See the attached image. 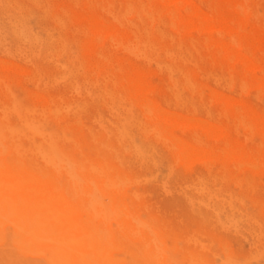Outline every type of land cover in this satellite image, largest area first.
<instances>
[{
  "label": "rangeland",
  "instance_id": "obj_1",
  "mask_svg": "<svg viewBox=\"0 0 264 264\" xmlns=\"http://www.w3.org/2000/svg\"><path fill=\"white\" fill-rule=\"evenodd\" d=\"M125 1L0 0L5 156L18 143L27 163L30 133L8 131L21 128L20 115L32 114L75 158L108 163L123 175L119 191L103 194L113 212L90 219L110 233L115 256L137 245L115 210L123 209L142 220V245H159L162 264H264V0H128L145 8L129 16ZM136 45L142 49L128 50ZM206 150L209 162L200 160ZM13 229L4 224L0 264H46L12 238Z\"/></svg>",
  "mask_w": 264,
  "mask_h": 264
},
{
  "label": "bare ground",
  "instance_id": "obj_2",
  "mask_svg": "<svg viewBox=\"0 0 264 264\" xmlns=\"http://www.w3.org/2000/svg\"><path fill=\"white\" fill-rule=\"evenodd\" d=\"M36 3V2H35ZM6 5V4H5ZM13 6V5H11ZM36 7V6H35ZM142 5L136 2L131 4L126 0L124 3V12L126 16L130 14L142 13ZM16 11V10H15ZM122 11V10H121ZM123 13V12H122ZM119 14V13H118ZM121 14V12H120ZM119 14V16H120ZM124 14V15H125ZM146 14V13H145ZM149 15V13H147ZM49 16V15H48ZM172 16V15H171ZM118 17V15H117ZM124 17V16H123ZM148 17V16H147ZM201 18V17H199ZM117 19V18H116ZM136 19V18H135ZM140 19V18H138ZM170 19V17H169ZM172 19V18H171ZM51 20V19H50ZM125 20V17H124ZM158 20V19H157ZM131 20H129L130 22ZM152 21V20H151ZM159 21V20H158ZM156 21V22H158ZM55 22V21H54ZM127 22V20H126ZM21 27V22L18 23ZM151 24V23H150ZM120 25V24H119ZM124 25V23H123ZM132 25V24H131ZM15 26H17L15 24ZM18 26V28H19ZM23 26V25H22ZM54 26V25H53ZM122 26V25H120ZM150 26V25H149ZM17 28V27H16ZM161 28V27H159ZM23 29V28H22ZM17 30L20 31L22 30ZM157 29V28H156ZM30 30V29H29ZM143 31V30H142ZM32 32V31H31ZM52 32V31H50ZM49 32V33H50ZM22 33V32H21ZM20 33V34H21ZM17 34V33H15ZM134 34V33H133ZM40 35V34H39ZM49 36V35H48ZM138 36V35H137ZM147 36V35H146ZM150 36V35H149ZM23 37V36H22ZM32 37V36H31ZM47 38V37H46ZM50 38V37H49ZM53 38V37H51ZM25 39V38H24ZM27 39V38H26ZM25 39V40H26ZM54 39V38H53ZM136 39V38H135ZM138 39V38H137ZM51 40V39H50ZM144 40V39H142ZM23 41V40H22ZM34 41V40H33ZM46 41V40H45ZM138 41V40H137ZM141 41V40H140ZM42 42V41H41ZM133 42V41H132ZM50 43V42H49ZM55 43H58L57 41ZM146 43V42H145ZM235 43V42H234ZM47 44V41H46ZM138 44V43H137ZM140 44V42H139ZM143 44V43H142ZM35 45V44H34ZM49 45V44H48ZM52 45V44H51ZM141 45V44H140ZM145 45V44H143ZM132 46V43H131ZM147 49H151L150 45ZM144 46V47H145ZM156 47V46H155ZM53 48V47H52ZM39 49V48H38ZM48 49V48H47ZM56 49V48H55ZM129 49H142L136 46L128 47ZM146 49V48H145ZM49 50V49H48ZM126 50V49H125ZM50 51V50H49ZM52 51H56L53 50ZM142 51V50H140ZM48 52V51H47ZM50 53V52H48ZM73 58V57H72ZM42 59V58H41ZM48 59V57H47ZM50 59V57H49ZM69 60V59H68ZM67 60V61H68ZM58 63V62H56ZM61 64V63H60ZM171 64V63H170ZM54 65V64H53ZM66 65V64H65ZM72 65V64H71ZM76 65V64H75ZM169 65V64H168ZM10 67V65H9ZM76 67V66H75ZM166 67V65L164 66ZM61 68V67H60ZM181 68V67H180ZM57 69V68H56ZM161 69V68H160ZM179 69V68H178ZM55 70V69H54ZM59 70V69H57ZM68 70V69H67ZM78 72V68H76ZM35 71V70H34ZM36 72V71H35ZM57 72V71H56ZM182 72V71H181ZM74 73V72H73ZM104 74V73H103ZM182 74V73H179ZM60 75V72H59ZM164 75V74H163ZM78 76V75H77ZM169 76V75H168ZM79 77V76H78ZM77 77V78H78ZM171 76H169L170 78ZM186 77V76H185ZM82 78V77H81ZM102 78H104L102 76ZM108 78V77H107ZM188 78V77H187ZM58 79V78H57ZM79 79V78H78ZM96 79V78H95ZM106 79V78H105ZM171 79V78H170ZM61 80V79H60ZM64 80V78H63ZM61 80V81H63ZM76 79H74L75 81ZM108 80V79H107ZM56 81V79L54 80ZM81 81V80H80ZM88 81V80H86ZM60 82V81H59ZM79 82V80H78ZM57 83V81H56ZM76 83V82H75ZM80 83V82H79ZM76 83L75 86L81 88L83 85ZM82 83V82H81ZM97 83V82H96ZM96 83L94 85H96ZM100 83V82H98ZM167 83V82H166ZM185 83H190L185 80ZM51 84V83H50ZM72 84V82H71ZM79 84V85H77ZM103 84H105L103 82ZM176 84V82H175ZM93 85V87H94ZM114 82V86H115ZM53 86V84H52ZM74 86V87H75ZM119 86V85H117ZM141 86V85H140ZM62 87V84H61ZM60 87V88H61ZM116 87V86H115ZM144 89V86H142ZM76 88V87H75ZM74 88V91H76ZM89 88V86L87 87ZM168 88H170L168 86ZM62 89V88H61ZM86 89L85 86L83 88ZM81 89V91L83 90ZM100 89V87H99ZM116 89V88H115ZM242 89V88H241ZM65 90V89H64ZM71 90V89H70ZM80 90V89H77ZM84 90L82 91L84 93ZM103 90V89H102ZM107 90V89H106ZM170 90V89H169ZM71 92V93H74ZM90 91V90H89ZM86 90V92H89ZM94 91V90H93ZM97 91V89H96ZM99 91V90H98ZM176 91V90H175ZM12 92V91H11ZM10 92V93H11ZM77 92V91H76ZM75 92V93H76ZM79 92V91H78ZM105 92V91H104ZM171 92V91H170ZM81 93V92H80ZM79 93V94H80ZM95 93V91H94ZM98 92H96L97 94ZM86 94V93H84ZM99 94V93H98ZM110 94V93H109ZM172 94V92H171ZM176 94V93H175ZM78 95V94H77ZM83 95V94H82ZM81 95V96H82ZM87 95V94H86ZM170 94H168L169 96ZM174 95V94H173ZM14 96V95H13ZM107 96V95H106ZM172 96V95H171ZM170 96V97H171ZM176 96V95H175ZM219 96V95H218ZM93 97V96H92ZM108 97V96H107ZM82 98V97H81ZM168 98V97H167ZM174 98V97H173ZM215 98V97H213ZM221 98V97H219ZM226 98V97H225ZM73 99V98H72ZM75 99V98H74ZM83 99V98H82ZM103 99V98H101ZM177 99V98H176ZM227 99V98H226ZM89 100V99H87ZM104 100V99H103ZM118 100V99H117ZM11 101V100H10ZM82 101V100H81ZM233 101V100H232ZM55 102V101H54ZM104 102V101H103ZM102 102V103H103ZM121 102V101H120ZM14 103V102H13ZM12 103V104H13ZM57 103V101H56ZM97 103V102H96ZM62 104V103H61ZM60 104V105H61ZM58 105V103H57ZM77 105V104H76ZM79 105V104H78ZM83 105V104H82ZM109 105V104H107ZM121 105V104H120ZM59 106V105H58ZM63 106V105H62ZM102 106V105H101ZM123 106V104H122ZM2 107V106H1ZM5 107V105L3 106ZM9 107V106H8ZM12 107V105L10 106ZM9 107V108H10ZM33 107V106H32ZM65 105V109H66ZM70 107V106H69ZM67 107V109H69ZM92 107V106H91ZM109 107V106H108ZM111 107V106H110ZM118 107V106H117ZM120 107V106H119ZM127 107V106H126ZM144 107V106H143ZM8 110L3 113L7 114ZM116 108V107H115ZM115 108H111L114 109ZM135 108V107H134ZM145 108V107H144ZM2 110V108H0ZM5 109V108H4ZM11 109V108H10ZM29 109V108H28ZM42 109V108H40ZM50 109V108H49ZM63 109V108H62ZM85 109V108H83ZM102 109V107H101ZM31 110V109H30ZM86 110V109H85ZM124 110V109H123ZM4 111V110H3ZM15 111L13 108L12 113ZM59 111V110H58ZM64 111V109H63ZM68 111V110H65ZM93 111V110H92ZM103 111V110H102ZM118 111V110H117ZM120 111V110H119ZM118 111V112H119ZM10 112V111H9ZM17 112V111H16ZM27 112V111H26ZM51 112V110H50ZM72 112V111H71ZM111 112L115 114L112 110ZM126 112V111H125ZM159 112V111H158ZM2 113V112H1ZM52 113V112H51ZM67 113V112H66ZM121 113V112H120ZM120 113L118 115H120ZM146 113V112H145ZM2 114V115H3ZM11 114V113H10ZM15 114V113H14ZM13 114V115H14ZM41 114V113H40ZM69 114V113H68ZM93 114V113H92ZM144 114V112L142 113ZM18 115V114H16ZM53 115V113H52ZM91 115V114H89ZM112 115V114H110ZM165 114L163 113L162 116ZM58 116V114H57ZM113 116V115H112ZM117 116V115H116ZM123 116V115H122ZM161 116V115H160ZM161 116V117H162ZM166 116V115H165ZM14 117V116H11ZM19 116H16V118ZM53 117V116H52ZM118 118L120 116H117ZM111 117V118H117ZM125 117V116H124ZM132 117V116H131ZM137 117V116H136ZM145 117V115H144ZM21 128L9 129L11 135L18 134L20 131L30 133L27 150L30 151V157L27 163L22 159V149L18 143L12 146V154L5 156V151L8 146L4 145V137L0 133V241L5 238L3 227L5 223H10L14 227L12 238L15 239L21 246L26 247L34 252L40 253L46 264H162L161 252L159 245H154L152 242L142 245V220L138 217L127 214L123 209H115L118 212H123L125 215V230L128 232L131 241L137 242V245L127 250L126 257H118L112 254L113 244L110 239V233L103 231L101 228L93 226L90 219L94 213H110L113 212L110 206L104 201L106 199L103 194L119 191L124 182V176L113 174V166L108 163L86 162L78 160L74 157L71 151L64 145L59 144L51 135L42 131L40 128V119L32 114H24L19 117ZM54 118V117H53ZM59 118V116H58ZM58 118H54L57 119ZM123 118V117H122ZM140 118V117H139ZM1 119V116H0ZM43 119V118H42ZM49 119V118H48ZM125 119V118H124ZM123 119V120H124ZM146 119V118H145ZM16 120V119H15ZM94 119H92L93 121ZM107 120V119H106ZM110 120V119H109ZM118 120V119H117ZM133 120V119H132ZM138 120V119H136ZM122 121V120H121ZM127 122V120H125ZM124 121V122H125ZM191 121V120H190ZM17 122V121H16ZM111 122V121H110ZM119 122V121H117ZM123 122V121H122ZM132 122V121H131ZM142 122V121H140ZM147 122V121H145ZM195 122V121H194ZM1 127L2 125V121ZM15 123V122H14ZM128 123V122H127ZM242 123V122H241ZM130 124V123H129ZM142 123H140L141 125ZM144 124V123H143ZM115 125V124H114ZM149 125V124H148ZM131 126V124H130ZM143 126V125H142ZM154 126V125H153ZM13 127V126H12ZM108 127V126H107ZM124 127V126H123ZM140 127V126H138ZM167 127V126H165ZM44 128V127H43ZM119 128V127H118ZM127 128V127H126ZM145 128V126L143 127ZM148 128V127H147ZM3 129V128H1ZM129 129V128H128ZM167 129V128H166ZM7 130V129H6ZM63 130V129H62ZM97 130V129H95ZM119 130V129H118ZM121 130V129H120ZM119 130V131H120ZM127 130V129H126ZM147 130V129H146ZM145 130V131H146ZM152 134V127L150 129ZM211 130V128H210ZM5 131V130H4ZM106 131V130H105ZM125 131V128H124ZM212 131V130H211ZM108 132V131H107ZM110 132V131H109ZM144 132V130H143ZM149 132V131H148ZM146 131V133H148ZM124 132H122L123 134ZM133 133V132H132ZM4 134V132H3ZM120 132L119 135L120 136ZM65 135V132H64ZM111 135V134H110ZM131 135V132H130ZM139 135V134H138ZM109 136V133H108ZM123 136V135H121ZM129 136V135H128ZM157 136V135H156ZM3 137V138H2ZM39 138V141L36 140ZM130 138V137H129ZM134 138V137H133ZM121 139V137H120ZM126 138H124L125 140ZM71 140V139H70ZM73 140V139H72ZM122 140V139H121ZM135 140V139H134ZM147 140V139H146ZM123 141V140H122ZM127 141V140H125ZM157 141V140H156ZM64 142V141H63ZM128 142V141H127ZM135 142V141H134ZM171 142V141H170ZM169 142V143H170ZM69 143V140H68ZM167 143V141H166ZM128 144V143H127ZM126 144V145H127ZM131 144V143H129ZM137 144V143H136ZM149 144V143H148ZM101 145V143H100ZM132 145V144H131ZM135 145V144H134ZM133 145V146H134ZM157 145V144H156ZM131 146V147H133ZM138 145H136L137 147ZM129 147V145H128ZM148 147H151L149 145ZM174 147V146H173ZM107 148V147H106ZM154 148V147H153ZM6 149V150H5ZM71 149V148H70ZM101 149V148H100ZM137 153L141 154L140 148H135ZM5 150V151H4ZM126 150V148H125ZM132 150V148H131ZM98 151V150H97ZM108 151V150H107ZM250 151V150H249ZM189 152V151H188ZM197 153V152H196ZM251 153V152H250ZM150 154V153H149ZM189 155L193 153L189 152ZM137 155V154H136ZM143 153L141 154V156ZM209 151H204L200 160L208 158ZM251 155V154H250ZM124 154L122 155V157ZM172 156V155H171ZM187 156V155H186ZM143 157V156H142ZM177 157V156H176ZM79 158V157H78ZM125 158V157H124ZM135 158V157H134ZM151 158V157H150ZM149 158V159H150ZM140 159V158H139ZM144 159V158H143ZM147 159V160H149ZM166 159V158H165ZM189 159V158H188ZM114 160V158H113ZM124 160V159H123ZM137 160V159H136ZM253 160V159H252ZM126 161V159H125ZM124 161V162H125ZM201 161V162H202ZM206 162V161H205ZM207 162V163H208ZM256 162V161H255ZM126 163V162H125ZM146 163V162H145ZM150 163V161H149ZM153 163V162H152ZM156 163V162H155ZM203 163V162H202ZM233 163V162H231ZM249 163V162H248ZM251 163V162H250ZM139 164V163H138ZM154 164V163H153ZM170 164V163H169ZM168 164V165H169ZM175 164V163H174ZM255 164V163H253ZM257 164V162H256ZM120 165V163H119ZM148 165V164H147ZM146 165V166H147ZM208 165V164H207ZM124 166V165H123ZM144 166V165H143ZM209 166V165H208ZM257 166H263L261 165ZM140 167V166H139ZM172 169V166H170ZM233 167V166H232ZM239 167V166H238ZM166 168V166H165ZM168 168V167H167ZM166 168V169H167ZM235 168V167H234ZM258 168V167H257ZM256 168V169H257ZM131 169V168H130ZM151 169V168H150ZM170 169V170H171ZM174 169V168H173ZM253 169V168H251ZM169 170V169H168ZM218 170V168H217ZM239 170V169H238ZM255 170V169H254ZM131 171V170H130ZM154 171V170H153ZM259 171V170H257ZM158 172V171H157ZM217 172V171H216ZM156 173V172H155ZM167 173V171H166ZM171 174V172H169ZM243 173V172H242ZM252 173V172H251ZM154 174V173H153ZM158 174V173H156ZM223 174V173H222ZM235 175V174H234ZM242 174H240L241 176ZM137 176V175H136ZM166 176V174H165ZM171 176V175H170ZM135 177V175H134ZM133 177V178H134ZM153 177V175H151ZM166 177H169L167 175ZM236 177V176H235ZM242 177V176H241ZM240 177V178H241ZM132 178V179H133ZM143 178V177H142ZM144 178H150L144 177ZM161 178V177H160ZM198 178V177H197ZM200 178V177H199ZM220 178V177H219ZM138 179V178H137ZM175 179V178H174ZM202 179V177L200 178ZM238 179V178H237ZM244 179V178H243ZM140 180V178L138 179ZM159 180V179H158ZM161 180V179H160ZM171 180V179H170ZM215 180V179H214ZM134 181V180H133ZM201 181V180H200ZM239 181V180H238ZM237 181V182H238ZM248 181V180H247ZM261 181V179H260ZM162 182V181H161ZM165 182V181H164ZM169 182V181H168ZM125 183V182H124ZM163 183V182H162ZM167 183V182H166ZM203 183V182H202ZM236 183V182H235ZM234 183V185H235ZM248 183V182H247ZM136 184V183H135ZM155 184V183H153ZM158 185V183L156 182ZM160 184V183H159ZM204 184V183H203ZM238 184V183H237ZM242 184V183H241ZM140 185V184H139ZM161 185V184H160ZM163 186L165 184H162ZM169 185V184H167ZM191 185V184H189ZM200 185V182H199ZM187 186V184H186ZM205 186V185H204ZM242 186V185H241ZM249 186V185H247ZM162 187V186H161ZM183 187V186H182ZM185 187V185H184ZM194 187V185H192ZM196 187V186H195ZM201 187V186H197ZM196 187V188H197ZM217 187V186H216ZM219 187V186H218ZM188 188V187H187ZM203 188V187H202ZM201 188V189H202ZM209 188V187H208ZM207 188V189H208ZM220 188V187H219ZM258 188V187H256ZM134 189V188H133ZM169 189V188H168ZM180 189V188H179ZM178 189V190H179ZM182 189V188H181ZM189 189V188H188ZM211 189V188H210ZM253 189V188H252ZM263 189V188H262ZM140 190V189H139ZM165 190V189H164ZM167 190V189H166ZM177 190V191H178ZM184 190V189H183ZM195 189L194 191H196ZM214 190V189H213ZM241 190V189H240ZM237 192H241V191ZM249 190V189H248ZM134 191V190H133ZM171 191V190H169ZM200 191V188L199 190ZM196 191V192H198ZM204 189L200 192H203ZM207 190H205L206 192ZM216 191V190H215ZM135 192V191H134ZM165 193L167 191H164ZM253 192V190H252ZM136 194L138 192H135ZM146 193V192H145ZM162 193V192H160ZM181 193V191H180ZM186 193V192H185ZM194 193V192H193ZM201 193V195H202ZM148 194V191L147 193ZM151 192L149 193V195ZM170 194V193H169ZM172 194V193H171ZM191 194V193H190ZM228 194V193H227ZM119 195V194H118ZM134 195V194H133ZM193 195V194H192ZM199 195V194H198ZM146 196V195H145ZM188 196V195H186ZM204 196V195H202ZM218 196V195H217ZM236 196V195H235ZM144 197V195H143ZM162 197V196H161ZM237 197V196H236ZM135 198V196H134ZM138 198V197H137ZM160 198V197H159ZM190 197H188L189 199ZM223 198V197H220ZM191 199V198H190ZM202 199V197H201ZM137 200V199H135ZM181 200V199H179ZM196 200V199H195ZM235 201V199L233 198ZM253 200V199H252ZM189 201V200H188ZM219 201V200H218ZM140 201H138L139 203ZM142 202V201H141ZM153 202V201H150ZM197 202V200H196ZM201 202V201H198ZM240 202V200H239ZM243 202V201H242ZM241 202V203H242ZM123 203V202H121ZM253 203V202H252ZM202 204V203H201ZM218 204V203H217ZM244 204V203H243ZM124 205V204H123ZM158 205V204H157ZM156 205V206H157ZM245 205V204H244ZM225 206V205H224ZM125 207V206H124ZM142 208V207H141ZM140 207L138 209H141ZM144 208V207H143ZM216 208V207H215ZM229 208V207H228ZM135 210V209H134ZM223 210V209H222ZM256 210V209H254ZM139 211V210H138ZM141 211V210H140ZM246 211V210H245ZM248 212V211H247ZM256 212V211H255ZM85 213L87 218L83 220L81 215ZM213 213V212H212ZM231 213V212H230ZM160 214V213H159ZM250 214V213H249ZM256 214V213H255ZM111 215V214H110ZM219 215V214H218ZM229 215V214H227ZM247 215V214H245ZM254 215V214H253ZM210 216V215H209ZM248 216V215H247ZM107 217V216H106ZM219 217V216H218ZM251 217V215H250ZM113 218V217H112ZM230 218V217H229ZM246 218V217H244ZM115 219V218H114ZM214 219V218H213ZM232 219V218H231ZM255 219V217L253 218ZM97 220V219H96ZM113 220V219H112ZM241 220V219H240ZM257 219H255L256 221ZM115 221V220H114ZM218 220H216L217 222ZM220 221V220H219ZM224 221V220H223ZM222 222V221H221ZM232 222V221H231ZM245 222V221H244ZM259 222V221H258ZM159 223V222H158ZM156 223V224H158ZM219 223V222H218ZM217 223V224H218ZM223 223V222H222ZM226 223V222H225ZM253 223V222H252ZM101 224V223H100ZM214 224V223H213ZM212 224V225H213ZM248 224V222H247ZM256 225V223H254ZM103 225V224H102ZM154 225V224H153ZM221 225V224H220ZM223 224L222 226H225ZM249 225V224H248ZM259 225V224H258ZM261 225V223H260ZM259 225V226H260ZM147 226V225H146ZM151 226V224H150ZM162 226V224H161ZM152 227V226H151ZM171 227V226H170ZM253 227V226H251ZM262 227V226H260ZM264 227V226H263ZM247 228V227H246ZM245 228V229H246ZM250 228V225H249ZM149 229H151L149 227ZM162 229V228H161ZM166 229V228H165ZM171 229V228H170ZM224 229V228H223ZM222 229V230H223ZM226 229V228H225ZM221 230V229H220ZM251 230V229H250ZM255 231V230H254ZM264 231V230H263ZM152 232V231H151ZM158 232V231H157ZM160 232V231H159ZM162 232V230H161ZM226 232V231H225ZM260 232V231H259ZM258 232V233H259ZM133 233V234H132ZM233 233V232H232ZM255 233V232H254ZM263 233V232H262ZM154 236V234H151ZM191 235V234H190ZM261 235V233L259 234ZM264 235V234H263ZM262 236V235H261ZM188 237V236H187ZM258 237V236H257ZM144 239V237H143ZM155 239H157L155 237ZM158 240V239H157ZM260 242L261 239H259ZM152 241V240H151ZM154 241V239H153ZM187 241V240H186ZM248 241V239H247ZM192 242V241H191ZM252 242V241H251ZM147 243V242H146ZM158 243V241H157ZM154 242V244H157ZM201 243V242H200ZM255 243V242H254ZM195 244V243H194ZM206 244V242L201 243ZM253 244V242H252ZM162 245V244H160ZM202 245V246H203ZM201 246V247H202ZM161 247V246H160ZM205 248V247H203ZM264 248V246H263ZM207 249V248H205ZM258 249V248H257ZM209 251V250H208ZM264 251V250H263ZM205 252V251H204ZM259 252V251H258ZM261 252V251H260ZM226 253V252H225ZM185 254V253H184ZM260 254V253H258ZM262 254V253H261ZM186 255V254H185ZM240 256V255H239ZM263 256V255H262ZM231 259V258H230ZM241 259V258H240ZM245 259V258H244ZM254 258H252L253 260ZM223 260V259H222ZM233 260V259H231ZM235 260V259H234ZM248 261V259H246ZM251 260V259H250ZM225 261V260H224ZM236 261V260H235ZM238 261V260H237ZM236 261V262H237ZM226 262V261H225ZM229 262V261H228ZM249 262V261H248ZM251 262V261H250ZM238 263V262H237ZM227 264V263H226ZM232 264V263H230Z\"/></svg>",
  "mask_w": 264,
  "mask_h": 264
}]
</instances>
